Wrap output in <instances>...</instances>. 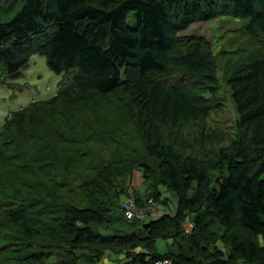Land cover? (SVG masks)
<instances>
[{
  "label": "trees",
  "instance_id": "trees-1",
  "mask_svg": "<svg viewBox=\"0 0 264 264\" xmlns=\"http://www.w3.org/2000/svg\"><path fill=\"white\" fill-rule=\"evenodd\" d=\"M215 17L245 21L264 49V0H0V86L33 55L64 77L0 128V264H97L108 253L117 264H264V54L227 79L228 147L207 158L163 142L164 128L219 105L212 46L178 36ZM136 171L147 198L131 188ZM159 187L174 211L125 221L124 198L166 205ZM158 239L171 241L163 254Z\"/></svg>",
  "mask_w": 264,
  "mask_h": 264
},
{
  "label": "rangeland",
  "instance_id": "rangeland-1",
  "mask_svg": "<svg viewBox=\"0 0 264 264\" xmlns=\"http://www.w3.org/2000/svg\"><path fill=\"white\" fill-rule=\"evenodd\" d=\"M127 25L131 28L136 26L135 13L128 15ZM245 25V21L215 17L207 21L195 22L178 34L182 38L203 37L212 46L217 60H219L217 71L219 85L217 102L219 105L211 111L209 117L204 121L181 124L177 129L164 128L163 142L165 145L175 146L177 149L182 146L185 154L210 158L221 147H228L232 139L235 138L237 116L227 87V79L243 59L264 54V49L246 33ZM63 78L62 75H56L47 68L42 56L33 55L15 80L5 79V82L12 86H0V128L10 112L17 111L33 101H44L52 98L60 89V82ZM127 143L128 140L121 142L118 149L123 154L128 151L129 145ZM132 144L136 146L138 142ZM260 176L264 178V173ZM141 182V173L134 172L130 182L131 188L135 189L136 194L140 197L147 198L144 188L140 187ZM133 190H130L129 194L133 195ZM159 192L168 203L163 205L158 201L146 206V209H148L145 210L147 216L141 222L146 223L155 220L164 213L174 211L175 200L172 195L163 187H159ZM124 199L126 200V198ZM123 201H121V204ZM190 229L191 226L187 223L186 230L190 231ZM170 244V240L165 242L158 239L155 241V250L163 254ZM220 248L223 249L221 246ZM107 255L97 264L118 263V257L109 253ZM80 264H83L82 261Z\"/></svg>",
  "mask_w": 264,
  "mask_h": 264
},
{
  "label": "built area",
  "instance_id": "built-area-1",
  "mask_svg": "<svg viewBox=\"0 0 264 264\" xmlns=\"http://www.w3.org/2000/svg\"><path fill=\"white\" fill-rule=\"evenodd\" d=\"M152 202V200H148L144 206H139L133 198L126 199L121 204L123 218L127 222L143 220L147 216V213H145V210H148L146 206H150ZM154 264H172V262L168 259H163L155 261Z\"/></svg>",
  "mask_w": 264,
  "mask_h": 264
},
{
  "label": "crops",
  "instance_id": "crops-1",
  "mask_svg": "<svg viewBox=\"0 0 264 264\" xmlns=\"http://www.w3.org/2000/svg\"><path fill=\"white\" fill-rule=\"evenodd\" d=\"M161 211H163V210H161Z\"/></svg>",
  "mask_w": 264,
  "mask_h": 264
}]
</instances>
